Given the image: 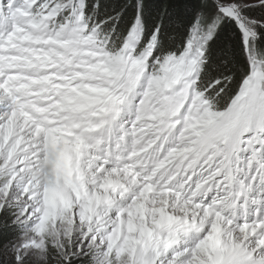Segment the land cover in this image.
I'll list each match as a JSON object with an SVG mask.
<instances>
[{
  "label": "snow or ice",
  "instance_id": "snow-or-ice-1",
  "mask_svg": "<svg viewBox=\"0 0 264 264\" xmlns=\"http://www.w3.org/2000/svg\"><path fill=\"white\" fill-rule=\"evenodd\" d=\"M0 264H264V0H0Z\"/></svg>",
  "mask_w": 264,
  "mask_h": 264
}]
</instances>
